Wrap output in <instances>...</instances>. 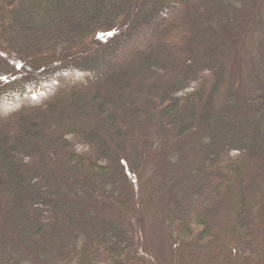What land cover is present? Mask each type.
Segmentation results:
<instances>
[{"label": "trees", "instance_id": "trees-1", "mask_svg": "<svg viewBox=\"0 0 264 264\" xmlns=\"http://www.w3.org/2000/svg\"><path fill=\"white\" fill-rule=\"evenodd\" d=\"M185 261L264 264V0H0V264Z\"/></svg>", "mask_w": 264, "mask_h": 264}, {"label": "rangeland", "instance_id": "rangeland-1", "mask_svg": "<svg viewBox=\"0 0 264 264\" xmlns=\"http://www.w3.org/2000/svg\"><path fill=\"white\" fill-rule=\"evenodd\" d=\"M160 41H158V43L161 44ZM137 47L138 48H136V50H134L135 52L133 53V57L135 56L133 58V59H135L133 62H131L132 59L129 56H125L123 59H120V61H118L119 63L112 64L111 67L105 65L106 73L103 76H100L97 80H95V78H93V77H91V78L87 77V78H83V79L80 78V80L84 81L85 84H88L91 86L96 85L95 87L102 84L103 85L102 87H104L103 89H104L105 93L108 95L107 98L114 100V98L110 96L111 90L114 89V86H113V84H111V81H110V79L112 78L111 74L116 70H124L125 69L127 71L130 68V70H132V73L134 72L135 78H139V80H137V81H139V86L136 85L135 91L133 92V94L135 93L137 95L138 90H140V88L143 87V84L144 85L146 84L145 77H143V76H145V73H147V70H150L151 72H153V74L156 75L157 79H159L160 75H163V73H164L163 72L164 71L163 61H161V59L155 60V59H158L157 53H159V50H160V48H159L160 46H158L157 43L151 45V40L149 39V36H146V38H145V40H143L142 44L140 46L138 44ZM80 80H78V81H80ZM159 84H160L161 88L164 90V92H166L167 94L177 93V91L181 88L177 84H175V86L174 85L172 86L168 80H166L164 82L160 81ZM121 88H120V90L119 89H117V90L121 91L122 95L127 96L126 94H129V93L124 92L125 89L127 88V86H123ZM139 95H142V94L139 93ZM116 107L118 109L120 108L121 112L124 111V109L121 107V103H119V105L116 103ZM72 117H73V115H72ZM75 120H78V119L75 118ZM68 137L69 136H66V138H68ZM69 138L71 139L70 141L79 149V152H81V153L88 152V148H87L86 144H84L82 142H78L79 139H77L75 137L74 138L69 137ZM138 237H139L140 245H143V240L140 238V237H143V235H142V232H140V230H139V236ZM155 239H158V238L155 237ZM146 240H147V238H146ZM146 240H145L146 244L149 247H151L150 244L148 243V241H146ZM152 244H153V242H152ZM159 244H161V241ZM141 253H144L146 255L145 250H141ZM185 264H186V261H185ZM189 264H192V263L189 261Z\"/></svg>", "mask_w": 264, "mask_h": 264}]
</instances>
